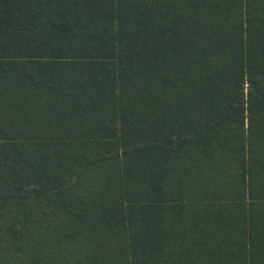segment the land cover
I'll list each match as a JSON object with an SVG mask.
<instances>
[{"label": "trees", "instance_id": "16d2710c", "mask_svg": "<svg viewBox=\"0 0 264 264\" xmlns=\"http://www.w3.org/2000/svg\"><path fill=\"white\" fill-rule=\"evenodd\" d=\"M0 264H264V0H0Z\"/></svg>", "mask_w": 264, "mask_h": 264}]
</instances>
